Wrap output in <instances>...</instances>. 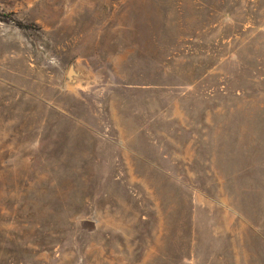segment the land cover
I'll return each instance as SVG.
<instances>
[{
  "label": "rangeland",
  "instance_id": "rangeland-1",
  "mask_svg": "<svg viewBox=\"0 0 264 264\" xmlns=\"http://www.w3.org/2000/svg\"><path fill=\"white\" fill-rule=\"evenodd\" d=\"M0 264H264V0H0Z\"/></svg>",
  "mask_w": 264,
  "mask_h": 264
}]
</instances>
